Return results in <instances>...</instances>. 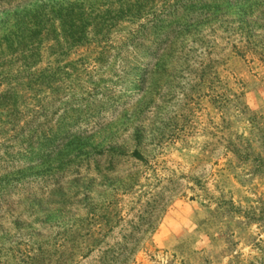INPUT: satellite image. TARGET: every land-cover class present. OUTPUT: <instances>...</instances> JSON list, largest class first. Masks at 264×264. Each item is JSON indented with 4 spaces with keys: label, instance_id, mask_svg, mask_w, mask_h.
<instances>
[{
    "label": "rangeland",
    "instance_id": "rangeland-1",
    "mask_svg": "<svg viewBox=\"0 0 264 264\" xmlns=\"http://www.w3.org/2000/svg\"><path fill=\"white\" fill-rule=\"evenodd\" d=\"M66 1L0 0V264H264V0Z\"/></svg>",
    "mask_w": 264,
    "mask_h": 264
},
{
    "label": "trees",
    "instance_id": "trees-1",
    "mask_svg": "<svg viewBox=\"0 0 264 264\" xmlns=\"http://www.w3.org/2000/svg\"><path fill=\"white\" fill-rule=\"evenodd\" d=\"M98 1V0H97ZM129 0H127V2H128ZM177 2H176V4L175 5H178V1H180V2H182L181 0H176ZM187 2H186V7H185V11H188V13H192V11H194V9H195V7H197V5H199V6H201L202 5V2H204L205 0H186ZM70 2V3H69ZM84 2H88V3H90V0H67L66 2H64L63 3V5H61L60 6V8H58V10H56V8H51V9H46L47 8V6L46 5H44V6H42L41 8H37V10H36V15L35 16H39V18H37L35 21L37 22V21H39V19H41V20H47V21H49V19H56L57 18V15L60 13V11H66V12H68V13H74L77 9H78V12H81L82 14L84 13L83 12V10L81 9L82 8V6L84 5ZM208 3V4H210V2L209 1H205V3ZM11 4V3H10ZM91 4V3H90ZM99 3L98 2H96V3H94V4H91V5H89L88 6V10H90L87 14H89V15H95V14H97L98 13V11H97V9L95 8L97 5H98ZM53 5H55V4H53ZM100 6H102V5H98V7H100ZM212 12V10L210 9L208 12H202L201 14H204V15H208V17H210V16H212V17H217L214 13H211ZM260 12V11H259ZM35 16H34V18H35ZM160 17H161V15H159V14H157L156 12L153 14V18H152V20H149V22H148V25H150L151 26V28H154V27H157V26H155L156 25V23H158V21H159V19H160ZM32 20V19H31ZM51 22V21H50ZM243 22V21H242ZM77 24V23H76ZM80 25V24H79ZM187 46H184L183 47V49H182V51H181V53H180V58H179V60H178V63H182L183 61H185V59H186V51H187ZM189 54H191L192 52L191 51H189L188 52ZM124 61V60H123ZM96 109H98V110H100L101 109V106H100V108H96ZM101 111H103V108L100 110V112ZM64 121V117H62L61 116V119H60V121ZM69 121L71 122L72 120H70L69 119ZM48 122V121H47ZM47 122H46V124H47ZM78 122H72V124L71 125H69V124H67V125H69V126H72V125H76ZM48 124H49V122H48ZM58 125H60V122H59V124ZM68 126V127H69ZM47 127V126H46ZM60 131V128L56 131V134H50L49 136H46L45 137V135L42 137V141L43 142H45V144L46 145H44V147H46V146H48V147H50L51 145H53V143L55 142V141H57V133ZM29 135H31L30 136V139L31 140H33V139H35V140H37L38 139V137L36 136V134L35 135H33V134H29ZM25 136V133H23V132H15L14 134H12V137H3L2 139H3V141L5 142V143H7V142H9V141H12V142H16V141H18L19 139H21V138H23ZM29 137V136H28ZM52 140V141H51ZM14 150H15V148H13V146L11 147L10 146V150L8 151V152H14ZM7 152V153H8ZM133 157H135V158H137V159H140L139 157H140V154H138V153H135L134 155H133ZM7 158H10V154H8L7 155Z\"/></svg>",
    "mask_w": 264,
    "mask_h": 264
}]
</instances>
